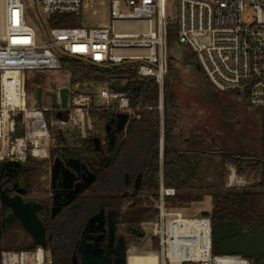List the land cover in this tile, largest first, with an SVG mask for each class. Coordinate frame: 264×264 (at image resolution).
<instances>
[{"label": "built area", "instance_id": "obj_1", "mask_svg": "<svg viewBox=\"0 0 264 264\" xmlns=\"http://www.w3.org/2000/svg\"><path fill=\"white\" fill-rule=\"evenodd\" d=\"M176 20L171 19L169 0H108L109 21L98 26H51L65 14L95 15L96 0H0V161L46 160L56 133L74 132L84 138L95 126L94 112L110 110L140 118L145 110H159L161 146L164 132L165 83L169 70V33L177 26L179 41L197 56L212 85L221 92L248 95L249 103L264 110V0H177ZM33 18L37 27L30 23ZM38 30L43 42H38ZM85 66L124 68L137 78H153L159 88L157 106L134 103L133 90H116L106 84L94 92L89 84L73 80L56 86L58 104L29 98L33 83L29 71L62 70L64 60ZM68 88L67 106H62V88ZM37 96V94H36ZM58 112L49 122L46 113ZM242 177L229 168L227 187ZM173 187L163 179L160 150L159 189L152 202L158 210L146 224L149 240L131 242L125 264H257L240 254L215 252L211 216L187 217L170 205ZM145 239V238H143ZM151 258L131 260L132 257ZM0 264H54L41 246L5 249Z\"/></svg>", "mask_w": 264, "mask_h": 264}, {"label": "flooded vegetation", "instance_id": "obj_2", "mask_svg": "<svg viewBox=\"0 0 264 264\" xmlns=\"http://www.w3.org/2000/svg\"><path fill=\"white\" fill-rule=\"evenodd\" d=\"M133 79L139 80L138 85L142 82ZM118 120L116 112L104 121L95 119L94 128L84 138L64 133L55 139L50 157L40 166L33 165L36 160L0 161V254L5 249L36 245L49 255L60 249L70 264H80L83 249L98 246L106 253L109 238L114 237L115 244L122 238L126 253L129 243L145 238L146 224L130 222L128 213L138 200L152 206L158 190L146 187L151 172L132 167L126 149L129 120L124 125ZM84 139H89L88 145ZM72 159L78 162L72 164ZM158 167L160 170V161ZM89 179V185L82 188ZM2 191L17 204L31 201L42 205L36 217L45 229V245L37 243L13 209L2 204ZM248 250L258 256L251 258L253 262L264 261V245L260 251Z\"/></svg>", "mask_w": 264, "mask_h": 264}, {"label": "rangeland", "instance_id": "obj_3", "mask_svg": "<svg viewBox=\"0 0 264 264\" xmlns=\"http://www.w3.org/2000/svg\"><path fill=\"white\" fill-rule=\"evenodd\" d=\"M23 1L26 5L32 3V0ZM169 1L171 19L176 20L175 16L178 1ZM108 4V0H96L95 9L98 11L96 15L88 10H84L81 16L69 14L73 19V23L70 25L53 24L52 15L50 13H44V16L51 26L76 27L80 25L91 26L93 24L103 26L107 25L109 21ZM30 23L34 27H37L33 18H30ZM43 40L44 36L42 31L38 30V42L41 43ZM169 54L170 61L167 81L169 82L171 93H174L176 96V106L171 107V103L169 105L170 121H175L173 133L177 135L180 140L181 138L202 136L205 145L204 148L207 149L210 147L209 152L204 155V165L200 173L201 183H199L198 186H201L199 192L203 193L201 199L183 202V204L180 205L173 202L172 205L179 209L184 216L198 217L211 214L213 208L211 192H213V190L242 189L259 180V176H256L255 170L248 168L246 173L240 175L242 179H240L236 185L227 187L229 183V168L233 165L228 164L226 170H222L220 164L221 142L222 139H225L229 148L243 143L255 149L259 145L257 134L262 119L261 114L264 110H257L252 107L249 103V97L245 93L238 92L234 94L221 92L216 89L212 85L206 72L203 69L199 70L197 68V56L188 46L179 41L177 26L171 27ZM193 54L194 57L192 56ZM62 66V70H35L28 72V77L33 83L29 92L31 103L36 102L37 86L42 87L45 95L44 100L50 103L51 98L45 94L46 91L56 86H69L73 80L86 82L94 92H97L106 84L105 81L87 78V74H89L91 70L89 66L82 65L79 62L69 64L63 63ZM130 71L135 72L134 70ZM58 117V112L56 110L46 113V118L49 122H54ZM213 138L215 139V143L212 141ZM161 149L164 150V134L163 146L160 145V150ZM263 166L264 160H261V169H263ZM204 187L206 188L204 189ZM171 199V197H168L167 201L169 202ZM150 237L151 234L147 231L145 239L141 241L144 242L149 240ZM129 246L130 243L128 247ZM217 251L218 249L215 250V252ZM142 259L148 261L151 258L145 256V258Z\"/></svg>", "mask_w": 264, "mask_h": 264}, {"label": "trees", "instance_id": "obj_4", "mask_svg": "<svg viewBox=\"0 0 264 264\" xmlns=\"http://www.w3.org/2000/svg\"><path fill=\"white\" fill-rule=\"evenodd\" d=\"M70 17V18H69ZM73 19L69 14L55 17L53 24H72ZM168 41H171V31ZM194 57V54L192 55ZM78 62L75 59L64 60V64ZM132 69L124 68H99L91 66L87 78L98 81H106L109 77H125L131 79L136 77ZM165 106H164V150H163V179L166 187H173L176 190L175 196H171L170 205L183 202L200 200L203 193L199 192L201 186L200 173L204 165V155L209 152L210 147L204 148L202 136L180 138L173 133L175 121H170L169 105L176 106V96L171 93L169 82L165 83ZM228 93H238L229 91ZM134 103H148L157 106L159 102V88L153 78H144L138 92L132 97ZM113 111L104 110L94 112L93 116L98 121L108 119ZM258 131L259 145L252 149L243 143L232 148L227 146L225 139L221 142V168L226 170L228 164L236 167L239 175L246 173L248 168L255 170L259 180L250 186L242 189L213 190V208L211 216L213 223L231 220L234 225L250 227L260 222L264 227V166L260 167L261 160H264V111ZM160 115L159 110L143 111L140 118H132L128 122L127 151L130 155L131 165L138 171L151 172L146 187L154 186L159 188V161H160ZM89 139L83 143L88 145ZM213 142L215 139L213 138ZM215 143V142H214ZM33 165L40 166L44 160H36ZM261 169V170H260ZM206 187H204L205 189ZM158 216V210L152 206H145L142 200H138L131 207L128 218L130 222L138 224H150ZM31 247L29 249L35 248ZM214 250L217 247L214 245ZM218 252V251H217ZM54 264H70L67 258L62 256L61 250L57 249L51 254Z\"/></svg>", "mask_w": 264, "mask_h": 264}, {"label": "water", "instance_id": "obj_5", "mask_svg": "<svg viewBox=\"0 0 264 264\" xmlns=\"http://www.w3.org/2000/svg\"><path fill=\"white\" fill-rule=\"evenodd\" d=\"M196 66L199 70L202 69L199 62L196 63ZM107 80L109 86L116 90H128L133 84H135V86L132 87L133 91L138 92L140 89V85L137 84L139 80L131 79L129 76L109 77L107 78ZM141 81L143 82V79ZM61 93V104L63 107H66L68 99V88H62ZM36 94L39 103H41L43 95V89L41 86H37ZM45 94L52 97L55 105H59L55 93L46 91ZM118 119V121L122 125H124L129 120V116L125 113H119ZM58 137H63L62 130H58V132L56 133V138ZM74 162H78V160L72 159L71 163L74 164ZM92 179L93 178H91V180ZM91 180L89 179L85 183H82V188H86ZM1 196L2 204L13 209V211L21 219L24 228H26V230L34 236L37 243L45 245V229L43 228L42 223L36 217V212L39 208L42 207V205L40 203L31 201L26 203L19 202L17 204L15 199L10 198L4 191L1 192ZM18 197L20 198V196ZM27 214L30 215V217L27 216ZM212 228L213 241L220 253L240 254L249 258H258L257 255H254L248 249H255L260 251L261 247L264 245V227L261 226L260 222H256L255 225L248 227V230L246 232H244V226L241 225L234 227L232 221H219L213 223ZM38 235L41 239L37 238ZM113 238H109L108 243L106 244V253H104V249L102 250L98 246H95L93 250L83 249L80 264H125L127 260L125 243L123 242L122 238H120L115 244ZM112 255H115V257L113 258ZM259 264H264V261L259 262Z\"/></svg>", "mask_w": 264, "mask_h": 264}, {"label": "bare ground", "instance_id": "obj_6", "mask_svg": "<svg viewBox=\"0 0 264 264\" xmlns=\"http://www.w3.org/2000/svg\"><path fill=\"white\" fill-rule=\"evenodd\" d=\"M131 260H142V261H144V259H142L141 257L140 258H138V259H134V258H132Z\"/></svg>", "mask_w": 264, "mask_h": 264}, {"label": "crops", "instance_id": "obj_7", "mask_svg": "<svg viewBox=\"0 0 264 264\" xmlns=\"http://www.w3.org/2000/svg\"><path fill=\"white\" fill-rule=\"evenodd\" d=\"M132 258H134V259H138V258H140V257H132Z\"/></svg>", "mask_w": 264, "mask_h": 264}]
</instances>
